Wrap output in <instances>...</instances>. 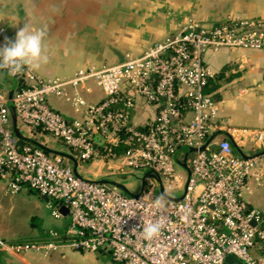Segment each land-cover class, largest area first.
I'll return each instance as SVG.
<instances>
[{
	"label": "built area",
	"instance_id": "2783aa9c",
	"mask_svg": "<svg viewBox=\"0 0 264 264\" xmlns=\"http://www.w3.org/2000/svg\"><path fill=\"white\" fill-rule=\"evenodd\" d=\"M5 38L0 27V46ZM219 47L264 49V28L235 15L212 25L189 18L174 34L118 63L86 65L66 78H45L28 68L13 76L18 127L51 148L52 139L63 144L80 168L99 164L92 174L89 166L84 174L79 168L81 177L67 157L16 136L8 91L0 88V180L6 194L28 188L48 200L55 217L63 216V208L70 217L63 232L50 230L43 239L0 238V251L46 255L68 247L107 253L118 264H227L233 255L241 264H264V206L244 199L249 177L261 180L258 158L239 155L227 137L208 141L221 127L220 103L207 90L213 73L204 54ZM91 80L104 94L98 102L82 93ZM55 98L69 102L75 116L58 110ZM140 101L155 109L144 127L132 120ZM242 132L254 146H264V130ZM189 148L195 150L187 156L190 176L184 177L177 164ZM141 170L154 174L143 186V174L136 176ZM111 173L137 177L126 184L133 194L98 181ZM172 181L177 189L186 186L183 198H165L163 208H154L160 182L167 194L178 196L165 186ZM155 221L164 227L147 241L144 224Z\"/></svg>",
	"mask_w": 264,
	"mask_h": 264
},
{
	"label": "crops",
	"instance_id": "0c3cea01",
	"mask_svg": "<svg viewBox=\"0 0 264 264\" xmlns=\"http://www.w3.org/2000/svg\"><path fill=\"white\" fill-rule=\"evenodd\" d=\"M231 13L264 26V0H0V27L12 40L24 25L42 30L48 62L34 71L45 78H66L86 65L101 67L123 61L127 53L138 55L175 32L188 17L212 25ZM204 60L213 73L208 91L220 103L219 130L227 131L246 155L258 158L261 180L249 177L244 199L262 207L264 146H254L242 129L264 130V49L219 47L207 50ZM87 87L90 90L83 88L82 93L89 101L102 100L104 94L93 80ZM54 104L68 117L75 116L69 102L59 99ZM154 116L155 109L141 101L132 111V120L139 127ZM58 219V226L52 230L63 232L70 217L63 212ZM48 232L32 239H43ZM0 238L15 239L3 234ZM0 264L118 263L107 253L64 247L48 255L0 251Z\"/></svg>",
	"mask_w": 264,
	"mask_h": 264
},
{
	"label": "rangeland",
	"instance_id": "374dc122",
	"mask_svg": "<svg viewBox=\"0 0 264 264\" xmlns=\"http://www.w3.org/2000/svg\"><path fill=\"white\" fill-rule=\"evenodd\" d=\"M94 4V3H93ZM96 7L99 6L98 3L95 4ZM239 16L237 14H228L225 18L229 16ZM191 17H188L189 19ZM224 18V19H225ZM262 27V26H261ZM179 25L176 29L178 30ZM264 28V26H263ZM175 31V32H176ZM170 33L171 34H174ZM54 103H57L59 99H54ZM26 133H29L25 130ZM42 140H46V137H41ZM56 142V144H54ZM51 143L57 150L68 152L67 148L60 144L54 139L51 140ZM80 168L81 172L84 174L86 166L88 167L89 172L92 174L94 171H99V164L96 162H91L90 164H83ZM177 169L179 173L183 174L185 177L186 169L177 164ZM103 173V171H102ZM146 170H141L137 173V177L144 175ZM137 177L132 174L125 173H111L109 178L120 181L124 184H131L137 181ZM4 181L0 180V234L6 235L15 239H32L33 236L41 234L44 231L48 232L58 226L60 221L58 218H55L52 214V209L48 206V200L43 198L40 194L35 191H30L27 189L22 190L20 193L14 195H7L3 192L2 187L4 186ZM181 184V183H179ZM165 186L168 191L174 194H181L183 190L177 189L176 182H166ZM157 192H160V187H158ZM160 194V193H159ZM61 232V231H59ZM60 249H63L60 248ZM58 249V250H60ZM56 250V251H58ZM48 255V254H46Z\"/></svg>",
	"mask_w": 264,
	"mask_h": 264
},
{
	"label": "clouds",
	"instance_id": "9594fccd",
	"mask_svg": "<svg viewBox=\"0 0 264 264\" xmlns=\"http://www.w3.org/2000/svg\"><path fill=\"white\" fill-rule=\"evenodd\" d=\"M45 33L42 30L27 25L20 28L15 39L5 38V44L0 46V70H7L9 76H15L25 68L38 70L42 64L48 62L44 46ZM165 196L161 195L153 202V207L161 209L164 207ZM164 227L162 221L144 224L143 236L145 240L151 241L158 237Z\"/></svg>",
	"mask_w": 264,
	"mask_h": 264
},
{
	"label": "water",
	"instance_id": "95a60500",
	"mask_svg": "<svg viewBox=\"0 0 264 264\" xmlns=\"http://www.w3.org/2000/svg\"><path fill=\"white\" fill-rule=\"evenodd\" d=\"M0 88H6L7 91H8V106L10 108V111H11V118H12V125H13V130H14V133L16 134V136L20 139V140H23V141H28V142H31L41 148H43L45 151L47 152H50V153H56V154H60L62 156H65L67 157L72 166H73V170H74V173L76 176H79L81 177V173L79 172V164H78V161L77 159L70 153L68 152H64V151H61V150H57V149H54V148H51L49 146H47L46 144L40 142L39 140L33 138V137H30L29 135L25 134L17 125V115H16V111H15V108H14V103H13V94H14V91L17 89V80L15 79V77L13 76H9L8 75V72L5 71V70H0ZM226 135L231 141H232V144H233V147L235 148L236 152L243 156V157H247L249 158L248 155H246L243 150L240 148V146L232 140V137L231 135L227 132V131H224V130H217L215 131L211 136L210 138L208 139V141H210L211 139H213L214 137H217L218 135ZM195 149L193 148H189L187 149L186 151V155L183 159V161L181 162H178V164H180L181 166H183L185 169H186V172L188 174V177L190 176V169L187 165V156L190 152L194 151ZM147 176H154L153 173H150V172H146L144 173L143 176H141V179H140V183L139 185L143 186L144 183H145V178ZM99 182H104V183H107V184H111V185H115L116 187H118L120 190L124 191L125 193H128V194H133V191H131L126 184L120 182V181H117L115 179H112V178H107V177H100L98 179ZM160 181V180H159ZM138 188L135 189V191H137ZM186 191V186L183 190V193L179 194L178 196H171L169 194H167L163 188V184L160 182V194L161 195H164L165 198H168V199H171V200H174V201H179L183 198V195ZM44 197V196H43ZM45 198V197H44ZM63 212H66V209L63 208L62 209ZM226 263L227 264H241L240 263V260H238L235 256L233 255H229L227 258H226Z\"/></svg>",
	"mask_w": 264,
	"mask_h": 264
},
{
	"label": "trees",
	"instance_id": "16d2710c",
	"mask_svg": "<svg viewBox=\"0 0 264 264\" xmlns=\"http://www.w3.org/2000/svg\"><path fill=\"white\" fill-rule=\"evenodd\" d=\"M209 87V86H208ZM208 87H207V90H208ZM22 240H27V239H21V238H19V239H11V240H9V241H22Z\"/></svg>",
	"mask_w": 264,
	"mask_h": 264
}]
</instances>
